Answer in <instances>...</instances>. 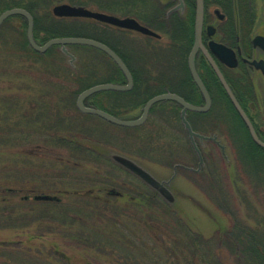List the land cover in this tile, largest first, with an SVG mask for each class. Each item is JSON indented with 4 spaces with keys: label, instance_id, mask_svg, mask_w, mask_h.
Wrapping results in <instances>:
<instances>
[{
    "label": "trees",
    "instance_id": "trees-1",
    "mask_svg": "<svg viewBox=\"0 0 264 264\" xmlns=\"http://www.w3.org/2000/svg\"><path fill=\"white\" fill-rule=\"evenodd\" d=\"M60 2H65L73 6H82L91 10L96 7L97 11L118 14L122 17L135 18L149 29L157 32L161 36L167 37V46H171L169 52L170 55H172L171 57H178L181 68H183L188 50L184 43L187 42V37L189 39L192 37L191 31L194 11L192 4L188 3L190 1L187 2V11L185 15V22L188 29H185V24L183 25L181 20H178L179 24L178 27H176L175 23L177 19L172 16H165V11L171 5L170 0H0V14L11 8H21L31 14L33 18V37L38 44H43L52 38L71 36L87 37L108 46L129 68L134 81V85L130 91L122 93H96L84 100L86 106L103 110L120 119H126L127 116L131 115L130 113L133 112V109L144 106L151 97L162 94L165 91L161 87H158L161 88V90L158 88L156 90V88H154L156 83H153L155 80L152 81L150 77V68H148L147 64L145 65L146 74H142L141 79L138 80L135 64L139 59L136 56V51L132 49V57L134 58L132 61V63H134L132 64L133 66L128 62L126 46L127 32L125 30L118 29L122 31L119 35V38L122 40L117 43H112L103 38L104 35H106V37L108 35L105 29L102 28L101 32H99L101 34L100 36L96 35V22L91 20L54 17L51 13V8L53 5ZM80 22L87 23V25L92 28V33L82 34L79 31L70 30V26L72 27L74 24ZM103 26L110 28V26L107 25ZM26 28V21L21 16H12L6 19L0 26V68H8L12 66L14 60L17 61L27 56H29L30 59L40 60L57 48V46H54L43 55L33 51L27 42ZM183 36L186 37L183 38ZM177 38L179 40L178 47L174 44ZM146 39L147 45L145 54L151 57L153 56L158 60L160 54L157 55V53H161L165 45L155 46L153 43H157V41L150 38ZM148 44H151V46ZM82 47L96 51L110 62L111 69L109 68L105 73L107 74V78L99 82L102 71H98L97 69L93 71L87 64L83 65V71L80 74L67 71V78L64 75V71L57 69L53 65L49 67L45 64V71H48L47 69L49 68L51 75V82L46 86L51 89H63L70 87L72 82L77 84L78 88L68 94H55V92L42 94L41 97L38 96L39 98L36 100V103L39 105L38 107L35 106L30 108V102L27 103L28 108H26V110L31 113L29 115V113L26 112L24 116L29 115L28 117L32 118V122L34 123L43 115L41 114L42 111L53 114V117L47 115V121L49 123L44 126L43 130V132L48 133L47 137H49V141H47V145H51V147L61 148L68 144L70 146V143L78 140L75 137H69L70 143H68L67 137L59 136L61 132L70 133V130L67 131V127L62 130L61 127H58L56 122L61 124L62 122H69L71 120L70 116L68 117L65 111L67 109L66 106L70 107L72 101L76 100L79 93L94 84L124 83L123 74L106 55L96 49L86 46ZM144 63H147L146 59ZM52 76H55V80L52 79ZM95 80L97 82H95ZM209 92L213 102L210 111L204 114L188 112L189 114L200 119H206L215 114L216 109L214 110V108H216L217 104L220 102H218L214 90L211 89ZM218 92L222 100L228 105L232 118L235 117V120L239 121L230 102L219 85ZM184 99L191 102L188 98ZM104 102L107 103L108 106H105ZM21 108L22 107L18 109L20 113V115L19 113L18 115L20 117H18L17 120L27 118L22 115L26 110H22ZM4 111V113L7 114V110L4 109ZM77 113L85 118H93L89 115L81 114L78 111ZM149 113L162 114L159 120L163 123L169 120L180 125V107L174 102L167 101L157 103L151 107ZM8 116L10 118V115ZM186 119L192 127V130L197 131L187 116ZM215 123H219V120H216ZM239 127L240 130H238V132L235 131L236 133L233 132L232 136L235 137V135H237L238 137V139H236V153H238L239 161L242 163L241 166L243 171L252 182L264 185V150L259 148L251 140L245 128H242L240 125ZM9 128V125L3 126L0 122V134H2L1 138L3 137L0 142V231L9 230L24 233V231L30 230L31 225L34 224L37 228L36 232H41L42 235L63 234L74 246L80 248L83 255L79 262H76L72 259V256L66 254L64 251V249L68 248L70 245H64L63 248H61V246L55 242L50 243L47 247L45 246L44 249L33 248L24 244L22 241H17L15 243L3 242L0 243V264H95L93 262L96 260H98L99 264H222L218 251L216 249L209 251L210 247L208 246L207 240L191 232L185 225H182L179 220L176 223L179 232L175 234L176 236L168 235L169 239L167 242L161 244L159 254H156V247L151 246L148 248L144 242L142 243V241L138 239V233L136 234L134 230L130 231V229L132 230L131 226L137 227V224L133 223H137L141 216H146V218L141 220V224L143 225L149 221H153L151 220L153 218L157 223V215L151 213L156 209L152 205L151 208L146 209L143 213H135L132 211L138 210V208L134 209V207L141 203H153L159 196L157 195L158 193L154 191L142 192L137 196L130 194L127 198L129 203L131 205L133 204L132 208H119L116 203L118 199L115 198L113 190L105 188L106 181H104V179H113L106 175L88 174L100 179L97 181L80 182L74 186L72 184V186H65L60 182L65 188L62 192L64 196L63 199H58L52 194L51 196L56 198V200L47 202L33 201L30 203L29 195L26 194L20 197V192L30 193V191L25 188V186L28 185L27 182L30 181L24 179V175H26L24 170H26V167L30 168V163L26 160L18 162L12 157H2V154L5 155V153H8L15 144V142L14 144L12 143L11 139L5 138V135H8L7 133L10 132L8 130ZM214 128H218V126L215 124L214 127L210 129V132H216ZM137 129L138 128H124V131H137ZM202 132L204 131H201V133ZM154 135L165 137L169 136L170 133L168 130L166 131L164 127H161L155 129V131H151L150 134L146 135V138L150 140ZM149 140L147 141V145H150ZM75 144L77 143H73V145L70 146L74 148H72L73 152L87 157L88 149H85L82 145ZM69 146H67V148H69ZM157 147L153 150L156 151V153L161 151V155L160 153L158 155L163 161H168V163L171 165L173 164V166L177 164L179 159L181 160L186 157V153L179 152L178 150L174 151L171 143H169L167 151L164 149L158 150ZM176 158L179 159L176 160ZM77 165H75V167L73 166V168H77ZM63 167H67L68 170L72 169L69 163H66ZM54 168H56V166H54ZM13 173H15V175ZM255 173H257L256 178L253 177ZM39 180L40 179L37 178V181ZM46 183L47 187L53 190V186L56 185L57 181L53 179ZM55 190L53 192H57ZM95 190L98 191L97 194L93 193ZM161 199L163 200H161L162 205L157 209H165L164 214L169 215L170 213L168 214L167 212L168 210L172 211V208L165 198L161 196ZM254 220L252 225L236 221L232 228L230 230L228 229L222 235L219 247L224 246L233 256L236 264H264V220H257L255 217ZM48 223L49 225H47ZM44 225L48 226L47 229H45L50 230L49 232H46L43 228ZM61 230L67 233H61ZM42 235L33 236V239L42 241ZM218 250L220 249L218 248ZM137 252L146 253L138 254Z\"/></svg>",
    "mask_w": 264,
    "mask_h": 264
},
{
    "label": "rangeland",
    "instance_id": "rangeland-1",
    "mask_svg": "<svg viewBox=\"0 0 264 264\" xmlns=\"http://www.w3.org/2000/svg\"><path fill=\"white\" fill-rule=\"evenodd\" d=\"M58 4L67 3L60 2L55 5ZM256 5L259 14L256 17L257 20H264V7L261 0H257ZM92 9L97 11L96 7ZM112 15L122 17L118 14ZM80 19L90 21V19ZM95 24L96 35L100 36L101 34L99 32L103 28L108 33V38L104 35V39L112 43H117L122 40L119 38L122 31L118 30V28H107L97 22ZM69 28L72 31H79L82 34L92 33V28L84 22L74 24ZM136 37H139L141 41L143 40L144 44L140 45L139 38ZM136 37V39L134 38L135 41L131 42V45L127 39L126 46L130 45L133 47V51H136L138 54L136 56L139 60H147V66L150 68V77L152 81L155 80L153 83L157 82V78L159 80H165L167 76L170 77L175 74L178 77H184L178 57H171L172 55L169 53L171 46H167V37L162 35L157 43H153L156 46L165 45L162 48V52L157 53V55L160 54L158 60L153 56L151 57L145 54L147 41L142 36L136 35ZM148 45L151 46V44ZM66 51L71 56L67 55L66 52H63L57 46L53 52H50L48 56H44L40 60L30 59L27 56L17 61L14 60L12 66L8 68H0V122L3 126H10L8 129L10 134L7 133L8 135H5V138L11 139L13 144L14 142L17 144H14V147L8 153H5V155L2 154V157H12L18 162L26 160L30 163V168L25 166L26 170H24L26 174L24 175V179L30 181L27 182L28 185L25 188L30 193L20 192L19 196L29 195L30 203L36 201L33 198L36 195L51 196L53 194L58 199H63L62 192L65 188L60 182L65 186H74L80 182L97 181L100 179L88 174L106 175L113 179H104L106 181L105 188L113 190L115 198L118 199L116 203L119 208H132L133 204L131 205L127 198L130 194L137 196L142 192L154 191L160 196H156L157 199L153 203L145 202L137 205L134 209L138 208V210L132 211L135 213H143L153 205L156 210L151 213L157 215V223L153 218L151 219L153 221H149L143 225L141 224V220L146 218V216H141L137 223H133L137 224V227L131 226L132 230L130 229V231L134 230V233H138V239L142 243L144 242L148 248L151 246L156 247V254L160 253L161 244L168 241V235L176 236L175 234L179 232L176 226L179 220L191 232L207 240L208 246L210 247L209 251L213 249L218 251L222 264H236L228 250L224 246L219 247L220 240L222 235L228 229L230 230L236 221L252 225L255 221L254 217L257 220H264V185L252 182L243 171L242 163L239 161L238 153H236V139L238 137L237 135L235 137L232 136L233 132L240 130L239 123L235 120V117L232 118L228 105L222 100L219 92L216 91L215 95L220 103L217 104L216 108H214L215 106L213 107L216 111L211 117L200 119L189 113L186 115L192 122L193 127L197 130L195 131L196 133L207 137L215 136V141L195 139L196 147L200 151L203 159V163L199 169L198 157L191 147L187 133L181 122L180 125L169 120L163 123L159 120L162 114L149 113L146 121L142 125L134 127L138 128L137 131L127 132L124 131L125 127L109 124L96 116L89 115L93 119L79 115L76 108V98V100L72 101L70 107L66 106L67 109L65 110L71 120L69 122H62L61 124L55 122L62 130L66 129V127L67 131L70 130V133L61 132L59 136L67 137L68 143H70L69 137H75L78 140L70 143L71 145L77 143L75 145H82L85 149H88L89 154L87 153V157H83L73 152V147H70L71 145L69 146V144L61 148L47 145V141H49V137H47L48 133L43 132V130L44 126L49 123L47 121V115L53 117V114L42 111L41 114L43 115L34 123L32 122V118L28 117L31 112L26 110L28 108L27 103L29 102L30 108L38 107L39 105L36 103V100L42 94L47 92L68 94L78 88V85L72 82L70 87L63 89H51L46 86L51 82V75L49 68L47 69L48 71H45V64L49 67L53 65L57 69L64 71L66 78L67 71L80 74L83 71V65L87 64L93 71L95 69L102 71L99 82L107 78V74L105 73L109 68L111 69V64L104 56L79 45L66 46ZM175 63L178 65L175 66ZM161 76L162 78H160ZM52 79L55 80V76H52ZM95 82L97 81L95 80ZM158 87L159 84L156 83L154 88L157 90ZM158 89L161 90V88ZM104 105L108 106L107 103ZM20 107H22V110H26L22 113L23 116L26 112L29 113L28 116H24L27 118L23 120H17L20 117L18 111ZM142 108L143 106L133 109V112L130 113L131 115L127 116L125 120H135L138 118L142 112ZM4 109L7 110L6 113L10 115V118L4 113ZM216 120H219V123H215ZM215 124L218 126V128H214L216 132H210V129ZM161 127H164L166 131L168 130L170 135L165 137L154 135L150 140L146 138V135L150 134L151 131H155V129ZM201 131L204 132L201 133ZM1 136L2 134H0V142L3 138ZM148 140L150 141V145H147ZM169 143L173 146L174 151L178 150L179 152L186 153L185 158L181 160L176 158V160H179L174 166L168 163V161H163L158 155L159 153L161 155V151L156 153L153 150L158 146V150L164 149L167 151ZM123 161L131 162L144 170L152 178V184H146L139 177L128 171L123 166ZM66 163L72 166L71 170L63 167ZM75 165H77V168H73ZM13 174L15 175V173ZM256 174H254V178L257 177ZM37 178L40 180L37 181ZM52 178L57 181L56 185L53 186V190L46 185V182L53 180ZM54 190L57 192H53ZM93 193L97 194L98 191L95 190ZM162 195H165L168 204L172 208V211L168 210L167 212L168 214L170 213L169 215L164 214L165 209H157L162 205ZM47 227L45 225L43 226L44 229H47ZM36 229V226L33 224L30 230L28 229L24 233L2 230L0 231V243L22 241L24 244L36 249H44L45 246L47 247L53 242L57 243L61 248L64 245H70L64 249L65 253L72 256V259L76 262H79L83 253H81L78 246H74L63 234L42 235L41 232L37 233ZM49 231L46 230V232ZM61 233L67 232L61 230ZM39 235H42V241L33 239V236ZM145 253L140 252L138 254ZM93 263L99 264L98 260Z\"/></svg>",
    "mask_w": 264,
    "mask_h": 264
},
{
    "label": "flooded vegetation",
    "instance_id": "flooded-vegetation-1",
    "mask_svg": "<svg viewBox=\"0 0 264 264\" xmlns=\"http://www.w3.org/2000/svg\"><path fill=\"white\" fill-rule=\"evenodd\" d=\"M187 2L192 4L194 17L192 21V37L191 39L187 37V42L184 43L185 47L188 48L182 68L184 77H178L175 74L167 77L165 80L157 78L156 83L166 93L171 92L183 99L188 98L191 102L184 100L192 105L202 106L204 105V99L188 67V57L193 49L195 40L196 1L170 0L171 5L165 11V16H172L177 19L175 23L176 27L179 24L178 20H181L182 24H185V29H188L185 22ZM261 2L264 7V0H261ZM256 4L257 0H202L203 14L200 34V44L202 47L197 49L193 65L196 76L210 97L211 104L212 99L209 91L212 89L218 92V85L228 99L204 51L211 57L239 106L250 121L257 138L264 143V72L262 70V67L264 68V48L258 43V41H264V20H257L256 17L259 14ZM125 31L127 32V39L130 45L132 41L139 38L136 35L142 36L145 41H147L146 38L157 42L161 39V37L155 38L132 30ZM256 39L260 40L256 41ZM139 41L140 45L144 44V41L142 40V42L140 38ZM178 42L177 38L174 43L176 47L179 46ZM212 43L224 46L232 52V55L226 56L225 61L220 60L211 50L210 45ZM130 45H127V59L129 64L132 65L134 64L132 63L133 47ZM146 64L141 59L135 64L138 80L141 79L142 74H146ZM177 65L175 63V66ZM127 69L130 72L128 67ZM133 85L134 81L132 77V87ZM228 101L230 102L229 99ZM234 112L239 119V125L247 130L242 119L235 110ZM248 135L250 137L249 132Z\"/></svg>",
    "mask_w": 264,
    "mask_h": 264
},
{
    "label": "water",
    "instance_id": "water-1",
    "mask_svg": "<svg viewBox=\"0 0 264 264\" xmlns=\"http://www.w3.org/2000/svg\"><path fill=\"white\" fill-rule=\"evenodd\" d=\"M195 1H196L195 25H194L195 40H194L193 49L191 50L189 57H188V67L204 99V105L194 106L192 104L185 102L181 97H179L176 94L164 93V94L156 95L150 98L143 106L140 116L136 118L135 120L119 119L113 115H110L109 113L105 111H102L100 109L93 108V107H88L84 104V100L93 94L103 92V91L127 92L132 88V77L127 67L124 65L122 60L106 45L102 44L101 42L89 39V38H81V37L53 38V39L48 40L44 44L39 45L36 43L33 37V18L26 10L21 9V8H12V9L2 12L0 14V25L9 17H12V16L23 17L27 23L26 38H27L28 45L30 46L32 50H34L35 52L39 54L45 53L48 49H50L53 46H60L63 52H66L67 55L71 56L66 51V46L79 45V46H88L91 48H95L103 52L106 56H108L114 62V64L118 67V69L122 72L123 76L125 77V84L103 83V84L94 85L82 91L78 95L77 100H76V108L82 114L96 116L104 120L105 122L110 123L115 126L133 128V127H138L142 125L146 121L149 111L153 105L160 103V102H166V101H171V102H175L176 104H178L181 107L180 121L183 125L184 130L187 133V136L193 147V150L197 154L198 169H199L200 165L203 163V159L200 154V151L196 147L195 139L197 138L200 140L205 139V140L215 141V137H206V136H203L201 134L194 132L190 124L186 120L187 111L196 112V113H206L211 107L210 97L207 91L205 90V88L203 87V85L201 84L200 80L196 76V73L194 71V65H193L194 55L197 49L202 47L200 44V34H201V25H202L203 5H202V0H195ZM51 12L53 16L57 18L91 19V20H95L100 23L108 24L110 26H114L120 29L132 30V31L139 32L143 35L159 38V35L157 33L139 24L135 19L130 18V17L120 18V17L110 15L107 13L92 11L82 6H72L69 4L55 5L52 7ZM258 40L260 39H256V41ZM258 43L262 48H264V41L263 42L258 41ZM210 47L213 53L222 61H225L226 56L232 55V52L222 45H217V44L212 43ZM204 54L206 55L213 70L215 71V74L219 82L221 83L224 91L226 92L232 106L234 107L235 111L237 112L239 117L244 122L252 141L256 145L264 149V143L261 142L257 138L250 121L248 120L247 116L245 115V113L239 106L238 102L236 101L234 95L229 89L227 83L225 82L222 74L219 72V70L215 66L211 57L205 51H204ZM262 70L264 72L263 67H262ZM123 166L126 169H128L131 173L139 177L146 184L148 185L152 184V178L150 177V175H148L140 167L128 161H123ZM195 171H198V170H195ZM162 197L165 198V195H162ZM35 199L48 201V200H51L52 198L46 195H40V196H36Z\"/></svg>",
    "mask_w": 264,
    "mask_h": 264
}]
</instances>
